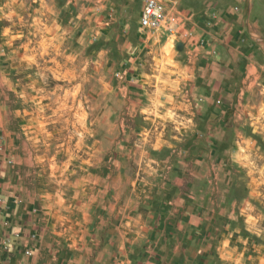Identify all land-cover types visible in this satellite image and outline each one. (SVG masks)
<instances>
[{
  "label": "rangeland",
  "instance_id": "374dc122",
  "mask_svg": "<svg viewBox=\"0 0 264 264\" xmlns=\"http://www.w3.org/2000/svg\"><path fill=\"white\" fill-rule=\"evenodd\" d=\"M142 8L0 0V264H264V68Z\"/></svg>",
  "mask_w": 264,
  "mask_h": 264
},
{
  "label": "crops",
  "instance_id": "0c3cea01",
  "mask_svg": "<svg viewBox=\"0 0 264 264\" xmlns=\"http://www.w3.org/2000/svg\"><path fill=\"white\" fill-rule=\"evenodd\" d=\"M130 1L131 0H126V4ZM139 1L140 5L143 6L145 0ZM242 2L244 3V0H237L235 3L229 2V0H225V4L221 3L217 9H215L209 1L200 2L199 5H202L203 9L205 10L204 13L207 16V20L205 21L203 17L198 14H188L187 11L191 10L190 8L182 9L180 7L181 0H160V3L164 6L165 10L168 13H171V15L175 16L177 29L180 27V24L183 23L182 21H184L185 24H195L193 26V30L196 31L197 27H199L196 25H199L205 21V23H210L209 27H211L208 31L209 38L213 40H219V36H223V39L225 40V51H227L230 55H237L238 53H240L244 55V57H246V55H249V53L253 51L255 59L257 60H254V63H252V61L249 60V56H247L249 61H246L247 58L244 60V69L247 75V73H249L252 68H259L260 71H263L264 36L262 37L258 25H255V23H252L245 17L243 18V14L240 13L239 8ZM217 11H225V16H219ZM211 25H216V27L212 29ZM256 26H258V28ZM165 35L168 37V35L170 34ZM204 41H206V39H203L200 42V45L202 47L205 44ZM230 61H234V59H232L231 57L225 59V64H228ZM15 230L6 234H2L0 243H4V240L8 239L9 243H5L6 246L12 245L14 241L19 244L22 243L23 246L28 244L26 240L17 239L20 237H15L13 235Z\"/></svg>",
  "mask_w": 264,
  "mask_h": 264
},
{
  "label": "built area",
  "instance_id": "2783aa9c",
  "mask_svg": "<svg viewBox=\"0 0 264 264\" xmlns=\"http://www.w3.org/2000/svg\"><path fill=\"white\" fill-rule=\"evenodd\" d=\"M142 27L149 29H161L172 32L177 23L175 16L168 14L163 5L157 0H145L140 16Z\"/></svg>",
  "mask_w": 264,
  "mask_h": 264
}]
</instances>
